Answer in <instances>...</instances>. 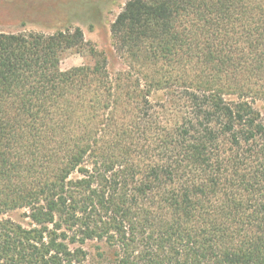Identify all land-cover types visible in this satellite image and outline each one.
I'll list each match as a JSON object with an SVG mask.
<instances>
[{
	"label": "trees",
	"instance_id": "obj_1",
	"mask_svg": "<svg viewBox=\"0 0 264 264\" xmlns=\"http://www.w3.org/2000/svg\"><path fill=\"white\" fill-rule=\"evenodd\" d=\"M67 33L0 31V264H264V0H126L114 74Z\"/></svg>",
	"mask_w": 264,
	"mask_h": 264
},
{
	"label": "rangeland",
	"instance_id": "obj_2",
	"mask_svg": "<svg viewBox=\"0 0 264 264\" xmlns=\"http://www.w3.org/2000/svg\"><path fill=\"white\" fill-rule=\"evenodd\" d=\"M126 0H0V31L42 32L68 35L78 29L82 42L60 48L62 70L81 64H92L105 58L107 69L114 74L121 60L114 52L109 25ZM264 114V106H261ZM22 210L9 216L25 224ZM97 244L90 243L92 254Z\"/></svg>",
	"mask_w": 264,
	"mask_h": 264
}]
</instances>
